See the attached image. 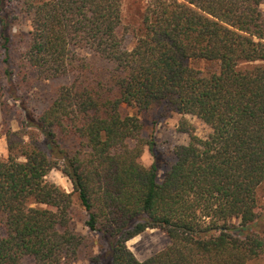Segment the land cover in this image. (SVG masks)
<instances>
[{"label": "trees", "instance_id": "obj_1", "mask_svg": "<svg viewBox=\"0 0 264 264\" xmlns=\"http://www.w3.org/2000/svg\"><path fill=\"white\" fill-rule=\"evenodd\" d=\"M263 3L147 0L128 47L123 0H0V106L11 97L23 113L21 129L5 130L9 154L0 157V264L264 259ZM24 17L31 28L15 67L12 28ZM199 59L219 70L189 64ZM31 73L72 79L39 114L22 93ZM155 107L179 114L178 130L190 138L171 161L143 137L139 112ZM188 114L211 128L206 137ZM53 169L72 191L48 179ZM75 195L98 239L77 231ZM147 229L170 243L141 260L127 242Z\"/></svg>", "mask_w": 264, "mask_h": 264}, {"label": "rangeland", "instance_id": "obj_2", "mask_svg": "<svg viewBox=\"0 0 264 264\" xmlns=\"http://www.w3.org/2000/svg\"><path fill=\"white\" fill-rule=\"evenodd\" d=\"M147 4V0H123V21L124 25L129 27V33L127 35L126 44L128 47H132L136 40V30H139L142 26L143 13ZM264 10V3L262 4ZM30 22L24 17L20 23H17L12 28V35L14 39L13 49V65L16 67L21 59L22 48L27 46L28 43V31L30 30ZM93 60L98 61L97 58ZM190 65L201 69L204 73H210L219 70V64L215 61L207 60H191ZM250 66V64L243 63L242 67ZM32 82L29 83L25 89H22V93L27 101L29 107H31L36 114L41 113L45 107L50 103L53 98L55 91L61 85L70 83L72 80L69 76L60 77L53 80H35V76L31 73ZM8 96V95H7ZM9 108H2L0 106V157L7 158L8 142L5 130L11 128L12 130H19L22 128L23 113L20 109L19 101L14 100L11 97L5 99ZM125 113L135 114L137 109L123 106ZM139 116L144 123L143 137L150 139L154 137L156 142V148L160 153L161 160H172V149L177 144H187L190 140L189 135L185 132L178 130V123L180 115L175 112H170L165 115L159 107H155L148 111L139 112ZM189 120L196 126V133L201 137H206L211 128L204 123L198 117L188 114ZM33 130H37L32 127ZM42 138V137H41ZM27 140L28 137H25ZM144 163L150 166L154 157L149 151L148 146H145L143 157ZM164 174V168L159 170L160 179ZM48 179L57 183L59 186L67 191L73 190L71 180L63 174L60 169H53L48 174ZM259 201L264 205V183L258 189ZM73 223L76 226L77 231L80 233L92 236V239H98V237L89 231L88 227L84 224L86 218L85 211L81 207L77 195H75V202L73 206ZM260 228L264 230V219L261 223ZM170 243L168 235L160 229H147L140 235L132 238L127 242L129 248L134 254L141 260L146 259L152 254L165 248ZM94 251H99V245L94 247ZM74 264H90L89 261L82 257L79 261ZM249 264H264V259H253Z\"/></svg>", "mask_w": 264, "mask_h": 264}]
</instances>
